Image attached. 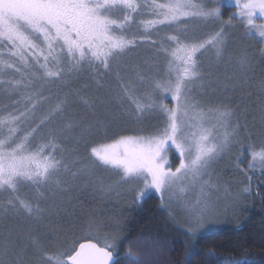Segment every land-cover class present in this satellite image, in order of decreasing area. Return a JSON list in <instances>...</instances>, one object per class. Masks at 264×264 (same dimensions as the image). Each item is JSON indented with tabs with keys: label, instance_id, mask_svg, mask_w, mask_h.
I'll use <instances>...</instances> for the list:
<instances>
[{
	"label": "snow or ice",
	"instance_id": "snow-or-ice-1",
	"mask_svg": "<svg viewBox=\"0 0 264 264\" xmlns=\"http://www.w3.org/2000/svg\"><path fill=\"white\" fill-rule=\"evenodd\" d=\"M224 6V0H0V90L12 105L8 111L9 105L4 104L6 114L0 113V194L7 197L0 201V218L10 210L19 215L22 209L29 219L39 222L45 210L39 202L21 198L20 191L30 185L43 196L41 188L52 184L64 190L58 179L61 169L73 179L78 174L94 175L97 169L114 172L113 182L100 181L103 194L125 189L142 201L154 190L165 208L178 193L198 184L199 196L184 205L186 233L190 237L214 215L235 211L251 191V174L259 169L264 176V132L256 142L246 117L242 123L240 117L244 114L237 115L230 102L221 100L204 106L191 92L196 84L217 90L212 70L205 72L200 61L208 49L214 50L218 61L227 57L225 62L238 69V78L227 77L233 86L251 82L249 73L256 57L243 49L233 65L228 55L229 30L233 19H239L245 27V37L257 38L264 45V23H256L257 19L264 20V0H231L238 12L227 20L222 19ZM210 24L218 25V30L204 38L195 36L197 29ZM133 26L139 32L138 39L154 49V56L164 54L166 69L162 75L155 59L145 60V69H131L143 85V91L136 95V85L131 79L125 80L127 72L122 74L116 68L119 91L109 87L107 94L94 100L80 96L78 90L69 91L37 116V110L49 98L44 94L49 85L59 81L68 86L86 68L94 73L92 79L98 89H103L100 79L112 73L114 62L137 44L135 36L127 38ZM165 28L175 34L165 32L159 42L152 39L153 32L159 35ZM254 51L264 60V47ZM7 70H12L13 75L5 79ZM216 83L220 91L229 86ZM254 87L264 95V79ZM72 97L92 109V119L66 125L78 133V141L87 143V137L95 132L109 131L125 115L141 126L147 117H157L158 123L150 131L141 127L137 134H120L111 143L92 147L94 159L73 161L79 167L72 172L63 155L57 158L59 133L50 127L64 114ZM166 97L175 102L173 106L165 102ZM128 101L134 105L132 111L124 108ZM97 105L103 116L96 115ZM108 105L118 106V111ZM259 111L264 125V104ZM233 149L238 151L234 166L244 181L235 196L228 187L223 189L221 208V198H213V193L221 189L218 181L213 182L211 169ZM170 153L178 155L179 165L175 168L169 160ZM34 232L31 226L23 233L11 229L0 232V264H119L118 237L105 233L95 221L89 222L82 236L71 241L57 240L51 247L46 238ZM53 235L58 233L53 230ZM127 259L130 264H139L131 250Z\"/></svg>",
	"mask_w": 264,
	"mask_h": 264
},
{
	"label": "rangeland",
	"instance_id": "rangeland-1",
	"mask_svg": "<svg viewBox=\"0 0 264 264\" xmlns=\"http://www.w3.org/2000/svg\"><path fill=\"white\" fill-rule=\"evenodd\" d=\"M224 4L225 6L222 8V19L227 20L229 16L233 15V13L238 12V9L231 6V0H224ZM225 8H229L231 12L224 15ZM146 18L150 19L152 17L147 16ZM232 23L233 28L229 30L228 37V55L231 56L234 65L236 58L243 49H248L250 52H253L256 59L254 60L252 70L249 73L251 82L249 84H235V86H233L232 82L227 80V77L234 76V79L238 78V69L229 66L225 62L227 57L218 61L214 50L208 49L204 52L203 56H200V61L205 72L209 69L212 70L213 86L216 87L217 90L212 91L207 87L201 88L199 84H196L193 86L191 95L195 99H198L204 106L217 104L221 100L230 102L231 106L237 110V115H240L241 113L244 114L240 117L241 122L243 123L246 117L249 130L253 133L256 142H259L260 135L264 132V125H262L259 111L260 106L264 104V95H260L254 85L259 80L264 79V60L260 58L259 52L254 50H258L259 48L264 47V45H261L257 38L245 37V27L240 23L239 19H233ZM256 23L262 24L264 23V20L257 19ZM217 30L218 25L210 24L204 28L197 29L195 31V36L197 38H204L207 34ZM165 32L168 34H175L170 29L165 28L159 33V35L153 32L152 39L159 42L161 37L165 35ZM192 34V32L189 33L190 36ZM135 35H137L136 46L124 54L118 62H114L112 73H107L102 77L105 81L103 89H98L96 82L87 77V72L91 70L86 68L81 73L85 74V76L78 75L73 77L68 86L61 84L59 81L55 84L49 85V90L44 93L49 98L44 102L43 107L37 110V116L42 115L47 108L54 106L59 99L63 98L64 93L62 92V89L64 87H69L68 92L77 90L74 87L78 82L87 83L88 87L82 88L85 91V94H79L90 100L96 99L97 96L107 94V89L109 87L113 92L119 91L115 76L116 68H120L122 74L127 72L125 80L131 79L136 85V88L134 89L136 95H140L143 91V85L136 80L131 69L137 67L145 69L147 66L144 61L155 59L160 74L162 75L166 69V58L162 53L159 56H154V49L149 43L141 42L138 39L139 32H137L135 26H133V29L127 33V38L132 39ZM165 46H167V42H165ZM7 71L8 76L5 77V79L13 75L12 70ZM150 71L155 74V69H151ZM79 77L82 79H79ZM217 81L220 83H227L229 86L224 91H220L216 83ZM7 101L9 100L3 95L2 90H0V113H5L2 105ZM165 102H167L170 107L175 103L170 97H166ZM7 104L9 105L8 109L11 110L12 105L9 104V102ZM107 107L112 108L113 111H118V106L108 105ZM124 108L132 111L134 105L128 101L124 104ZM96 115L98 117L104 115V112L99 105L96 107ZM80 119H92V109L84 105L80 99L72 97L71 103L66 108L64 114L57 117L50 124V127L54 128L59 133L57 143L60 148L58 150L57 158L59 159L60 156L63 155L65 162L68 164L72 172H77L79 167V165L74 166L73 161L84 158L94 159V157H91V146H89L91 144L90 141L88 139L87 143L84 141H78L76 139L78 133L68 130L66 127L69 122ZM157 123V117H147L145 123L141 126L134 123L125 115L122 117V122L112 124L109 131L105 132L101 129L89 137H93V141L101 140V143L94 145V147H97L101 144L111 143L112 140L117 138L120 134H137L138 129L141 127L150 131L151 127ZM61 129L64 131L61 132ZM46 131L47 130H45V132ZM237 154L238 151L233 149L230 154L219 159L211 169L212 180L213 182L218 181L221 189L219 192L213 193V198L215 199L216 196L221 198V208L225 197L223 189L228 187L231 194L235 196L241 190V181H244V177L234 166V157ZM169 160L171 161L173 168L179 165L178 155L170 153ZM249 160L250 157L246 158L242 167L246 168ZM251 175V191L244 196L236 210L233 211L229 209L227 212L221 211L220 214L214 215L194 236L209 232L242 213L247 207L249 195L253 191L258 194L260 191L264 192V176L261 175L260 170L256 169ZM58 179L60 183L64 185V190L58 189L55 187V184H52L41 188L40 191L43 192V196H39L34 187L30 185L23 187L20 191L21 198L31 200L33 203L39 202L40 207L45 210L44 215L39 222L34 219H29L22 209L19 215H16L10 210L6 217L0 218V232H3L5 229H11L14 232L23 233L31 226L35 230L34 234L42 236V233L48 232L47 230L49 229V232L52 235V230L56 231V228H59L61 224L67 223V227H70L69 229L71 230L67 231V233H63V235L72 236L73 239H76L83 235V230L87 227L90 221H95L102 226L105 233L110 234V231L115 228L120 220L119 213L132 203L141 202L134 199L135 194L133 192H129L125 189H118L116 192L107 195L99 190L101 180H103L104 183H111L116 179L115 173L111 171L97 169L94 175L89 176L78 174L77 177L73 179L69 173H65L63 169H61ZM204 179L207 180L208 177L205 176ZM184 183L187 184V181ZM199 194V185H190L187 191L178 193L176 197H173L171 204L167 208L162 206L160 194L154 190L150 191L145 198L151 195L158 197L160 205L166 209L168 214L181 226L182 229L186 230L185 226L188 217L184 205L193 203ZM165 198L167 199V197ZM5 199H7V197L0 194V201ZM73 221L75 223L74 225H72Z\"/></svg>",
	"mask_w": 264,
	"mask_h": 264
},
{
	"label": "trees",
	"instance_id": "trees-1",
	"mask_svg": "<svg viewBox=\"0 0 264 264\" xmlns=\"http://www.w3.org/2000/svg\"><path fill=\"white\" fill-rule=\"evenodd\" d=\"M229 12V8L224 9V15ZM100 71L103 72L102 69ZM86 75L92 79L94 73L91 70ZM100 83L105 84L103 78ZM86 84L78 82L74 88L84 95L82 88ZM68 90L69 87H64L62 92L65 94ZM8 102L11 104L10 101L4 104ZM92 138H87L91 148L101 143V140L93 141ZM119 219L115 228L110 231V235L118 237L116 251L119 264H130L127 259L129 250L132 256L138 258L139 264H244L245 261L250 264H264L262 191L259 194L253 191L249 195L248 205L242 213L197 236L190 237L160 205V200L155 195L148 196L139 203H132L119 213ZM74 224L73 221L72 225ZM69 228L67 223L61 224L55 231L58 236L51 235L48 229L41 237L46 238L50 247L57 240L71 241L72 236L63 235L71 230Z\"/></svg>",
	"mask_w": 264,
	"mask_h": 264
}]
</instances>
